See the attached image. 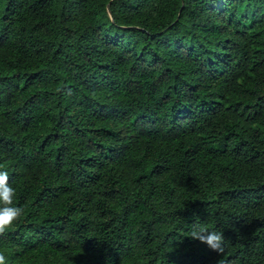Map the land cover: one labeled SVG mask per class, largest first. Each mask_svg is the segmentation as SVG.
<instances>
[{
	"label": "trees",
	"instance_id": "16d2710c",
	"mask_svg": "<svg viewBox=\"0 0 264 264\" xmlns=\"http://www.w3.org/2000/svg\"><path fill=\"white\" fill-rule=\"evenodd\" d=\"M0 171L6 264H264V0H0Z\"/></svg>",
	"mask_w": 264,
	"mask_h": 264
},
{
	"label": "clouds",
	"instance_id": "9594fccd",
	"mask_svg": "<svg viewBox=\"0 0 264 264\" xmlns=\"http://www.w3.org/2000/svg\"><path fill=\"white\" fill-rule=\"evenodd\" d=\"M15 196L16 190L9 184L8 173L0 171V237L5 236L24 214L23 207L14 206ZM190 236L218 254L225 251L224 236L220 232L209 231L203 226L193 227ZM0 264H6V257L3 254H0Z\"/></svg>",
	"mask_w": 264,
	"mask_h": 264
}]
</instances>
